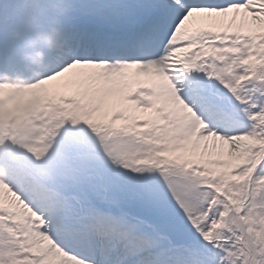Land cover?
Segmentation results:
<instances>
[{"label":"snow or ice","instance_id":"snow-or-ice-1","mask_svg":"<svg viewBox=\"0 0 264 264\" xmlns=\"http://www.w3.org/2000/svg\"><path fill=\"white\" fill-rule=\"evenodd\" d=\"M0 264H264V0H0Z\"/></svg>","mask_w":264,"mask_h":264},{"label":"clouds","instance_id":"clouds-1","mask_svg":"<svg viewBox=\"0 0 264 264\" xmlns=\"http://www.w3.org/2000/svg\"><path fill=\"white\" fill-rule=\"evenodd\" d=\"M59 32L53 28L50 33L41 34L37 37V40L27 42L24 47L26 51L23 54L24 60L35 67H40L41 62L44 60L43 53H35L33 50L36 47L37 42H39L44 48L48 50H54L57 46V37Z\"/></svg>","mask_w":264,"mask_h":264},{"label":"bare ground","instance_id":"bare-ground-1","mask_svg":"<svg viewBox=\"0 0 264 264\" xmlns=\"http://www.w3.org/2000/svg\"><path fill=\"white\" fill-rule=\"evenodd\" d=\"M40 35L41 34H38L37 37H39ZM29 41H27V42H29ZM38 49H43V46L39 42H37L36 47L33 50H37V51H34L35 53H42L41 51H38Z\"/></svg>","mask_w":264,"mask_h":264},{"label":"rangeland","instance_id":"rangeland-1","mask_svg":"<svg viewBox=\"0 0 264 264\" xmlns=\"http://www.w3.org/2000/svg\"><path fill=\"white\" fill-rule=\"evenodd\" d=\"M32 40H37V35L34 37V39H32Z\"/></svg>","mask_w":264,"mask_h":264}]
</instances>
